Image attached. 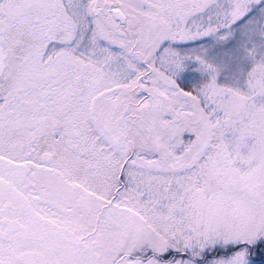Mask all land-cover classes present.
Masks as SVG:
<instances>
[{
    "label": "snow or ice",
    "instance_id": "obj_1",
    "mask_svg": "<svg viewBox=\"0 0 264 264\" xmlns=\"http://www.w3.org/2000/svg\"><path fill=\"white\" fill-rule=\"evenodd\" d=\"M0 264H264V0H0Z\"/></svg>",
    "mask_w": 264,
    "mask_h": 264
}]
</instances>
